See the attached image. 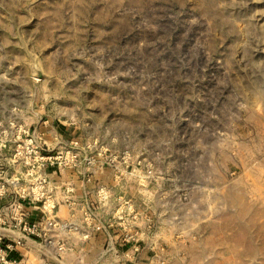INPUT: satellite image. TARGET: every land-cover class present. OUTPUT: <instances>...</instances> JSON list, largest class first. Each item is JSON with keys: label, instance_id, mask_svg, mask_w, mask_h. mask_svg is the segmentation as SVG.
Instances as JSON below:
<instances>
[{"label": "rangeland", "instance_id": "1", "mask_svg": "<svg viewBox=\"0 0 264 264\" xmlns=\"http://www.w3.org/2000/svg\"><path fill=\"white\" fill-rule=\"evenodd\" d=\"M47 156L145 264L264 258V0H0V164Z\"/></svg>", "mask_w": 264, "mask_h": 264}, {"label": "crops", "instance_id": "2", "mask_svg": "<svg viewBox=\"0 0 264 264\" xmlns=\"http://www.w3.org/2000/svg\"><path fill=\"white\" fill-rule=\"evenodd\" d=\"M26 170L21 164L9 167V173L15 176L24 177ZM46 174L50 194L40 200L27 198L19 201L26 223L42 224L53 218L55 226L44 239H27L18 226L10 225V217L17 218L18 212L10 213L5 208L12 200L10 195L0 200V236L9 235L20 242L10 252L12 259L19 264H145L139 257L142 254L140 245L135 248L114 226V214L106 209L108 200L113 199L112 194L91 191L90 188L97 183L94 184L92 178L82 181L77 167L47 169ZM92 202L99 205L94 207ZM261 211L255 215L250 213V224L245 228L241 221L243 213L235 212L225 221L231 230L229 232L234 235L240 232V228L249 232L251 248L257 252L264 248V207ZM59 245L65 246V250L58 251ZM230 259L232 264H264L263 257Z\"/></svg>", "mask_w": 264, "mask_h": 264}, {"label": "built area", "instance_id": "3", "mask_svg": "<svg viewBox=\"0 0 264 264\" xmlns=\"http://www.w3.org/2000/svg\"><path fill=\"white\" fill-rule=\"evenodd\" d=\"M43 158L44 164H21L27 168L24 172V177L11 175L9 173L11 164H0V200L7 195L12 197V200L5 208L10 213L17 211L18 217H10V225L14 228L18 226L22 235L27 239H44L51 228L55 226V222L53 218H48L42 224L26 223L23 220L24 215L20 211L19 201L27 198L40 200L50 194V182L46 174L47 169L63 170L70 166L77 167V164H63L61 161L53 160L49 156ZM72 159H75V156ZM19 244L20 242H16L12 236H0V264H19L17 260L10 257L11 250ZM57 250L62 252L65 250V246L59 245Z\"/></svg>", "mask_w": 264, "mask_h": 264}]
</instances>
